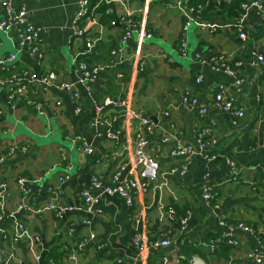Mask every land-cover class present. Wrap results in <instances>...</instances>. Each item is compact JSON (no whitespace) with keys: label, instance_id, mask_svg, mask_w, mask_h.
I'll use <instances>...</instances> for the list:
<instances>
[{"label":"crops","instance_id":"crops-1","mask_svg":"<svg viewBox=\"0 0 264 264\" xmlns=\"http://www.w3.org/2000/svg\"><path fill=\"white\" fill-rule=\"evenodd\" d=\"M175 1L151 0L145 12L143 0H91L90 13L79 23L85 33L81 38L74 32L79 0H11L14 8L26 7L29 21L44 32L43 56L38 58L19 50L16 30L0 29V59L16 55V67L11 63L0 66V81H7L0 92V158L14 147L12 154L0 161V181L9 184L7 213L23 202L28 207L15 217L6 216L1 225L4 264H49L51 260L74 264L67 247L78 242H84L79 252L83 264H165V257L166 264H254L249 252L257 246V236L236 228L233 238L239 243L234 244L225 235L228 224L237 220L264 232V68L256 64L257 54H264V13L257 9L248 12L246 41L239 36L237 20L224 21L226 25L217 30L193 22L195 28L191 31V24L186 34L188 52L183 56L180 40L185 16L168 6ZM211 2L206 0L199 18L221 22L222 18L211 12ZM103 6L113 9L111 16L103 13ZM127 12L135 22L146 19L153 37L139 43L135 32L123 42L126 26L122 16ZM6 16V10L0 8V20ZM90 38L97 40L89 50L86 43ZM214 54H225L238 76L216 71L203 62ZM141 58L146 64L143 69L139 68ZM81 60L105 68L89 81L78 69ZM49 72L56 73L60 81L73 82L79 97L30 82L31 74ZM239 78L245 81L238 82ZM21 82L27 86L25 96L12 107L8 89L11 83ZM221 89L233 97L237 108L244 109L243 116L216 108L202 114L183 102L184 93L190 92L200 104L208 105ZM28 98L43 103V116ZM106 98L113 103L104 105ZM100 105L102 110L97 109ZM129 109L152 124L154 133H145L149 150L160 163L159 178L135 193L133 206L121 196L104 195L94 214H89L81 191L89 186L91 176L97 174L109 183L119 165L136 161L135 148L144 126L140 119L125 116ZM208 126L218 139L214 157L171 154L177 142L198 145L197 133ZM49 136L60 144L40 142ZM164 137L169 140L163 142ZM62 140L70 142V147ZM85 145L94 151L87 153ZM228 160L242 169L241 174L233 173ZM183 165L187 166L185 173L171 171ZM65 173L69 178L62 184V201L78 208L60 218L53 210L44 209L50 195L40 188L57 184ZM207 174L216 187L215 204L203 196ZM21 176L38 180L32 183L30 194L19 188ZM169 208L174 210L172 214ZM37 209L43 210L35 212ZM184 218L187 221L182 224ZM16 221L40 236L41 260L33 256L27 238H12ZM137 230L150 244L143 258L133 243ZM165 238L171 240L168 246H153Z\"/></svg>","mask_w":264,"mask_h":264},{"label":"built area","instance_id":"built-area-1","mask_svg":"<svg viewBox=\"0 0 264 264\" xmlns=\"http://www.w3.org/2000/svg\"><path fill=\"white\" fill-rule=\"evenodd\" d=\"M144 1V10L148 11L151 0H143ZM216 3H225L226 5H231L235 2V0H211ZM191 0H176L175 2H169V7L178 8L183 15L185 16V24L183 26V35L180 40V49L183 56L187 55V40L186 34L191 24L194 22L198 26L204 29L217 30L219 27L226 25L224 23L225 20L214 21H202L199 18V13L204 9V5L199 4H191ZM90 5L91 0H79V12L76 18V24L74 26L75 35L83 38L85 33L84 29L79 26L80 21L85 18L90 13ZM0 8H3L7 12V16L0 20V29L1 30H16L17 38H18V48L19 50L27 51L31 56H37L38 58H42V34L44 32L43 28L40 26L34 25L29 21V12L26 7L14 8L11 4V0H0ZM241 15L236 18V25L239 31V36L242 40L246 41L249 37L248 32L246 30V18L247 14L251 9H257L258 11L264 13V0H243L241 2ZM107 12H113L112 8L107 9ZM122 20L126 24V32L123 35V42H126L128 38L132 37L136 32L138 34L139 43L143 42L145 39L152 38L153 34L148 32L146 19L141 22H135L130 15V12H127L122 16ZM227 23V22H226ZM230 24V23H229ZM96 39H87V47L90 50L93 48ZM116 54L115 51L112 52ZM199 59H202L200 54L197 55ZM256 64L260 67L264 68V54L258 53L256 57ZM16 55L12 54L8 58L0 59V66L4 67L7 64H12L13 67H16L15 64ZM202 61V60H201ZM203 62H207L212 66V68L216 71H224L230 75H237V72L234 70V67L229 62V58L225 54H214L211 55L208 59L203 60ZM241 62H237L236 65H240ZM144 58H141L139 61V68L143 69L145 67ZM104 65H89L86 61L81 60L78 63V69L82 72L84 78L86 80L92 81L98 77V75L104 70ZM26 71H23L22 74H25ZM238 76V75H237ZM202 76H199L198 81H201ZM12 82V80H10ZM244 78H239L238 82H244ZM30 82L39 83L42 86H52L60 89H64L73 93L75 97H79L80 92L75 87L73 82L60 81L58 80V76L54 72L49 73H33L30 76ZM7 84V81H0V92L3 89V86ZM27 86L21 83H11L7 100L12 107H15V102L25 96ZM184 104L199 108V111L203 114L208 111L209 108H216L221 111L230 112L235 116H243L244 109L242 107L237 108L234 104L233 97L228 95V92L225 89L219 90L213 97L212 101L207 104H200L199 98L197 96L192 95L190 92H186L183 95ZM28 103L35 106L39 116H43L45 114L43 103L39 100L28 98ZM113 103L110 98H106L104 105H109ZM122 104L126 105L125 102ZM104 108L103 105L97 106V109L102 110ZM2 110H0V114ZM1 116V115H0ZM125 116L136 117L140 119L141 124L144 126V132L139 136V141L135 148V162H126L119 165L117 170L112 175L110 182L105 183L97 174H93L91 176V182L89 186L85 187L81 191V196L84 199V210L89 214H94L96 206L100 202L102 196L104 195H118L126 199L129 206L134 205L135 193L139 190H146L147 184L153 181H157L159 178L160 172V163L155 153H151L149 150V140L145 131L148 134H153L152 124L146 118H141V114L133 109H129L128 113ZM67 138L72 141L74 144L77 142V139L72 136H67ZM168 137L163 138V142L168 141ZM196 140L198 141V145L186 142H177L175 147L171 149V154L174 156H186L190 158L194 155H200L206 159L214 157V150L218 145V139L215 135L214 129L211 126L202 128L196 135ZM23 149H26L23 146ZM14 147L10 148L9 152L0 158V161H3L6 156L12 154ZM84 150L87 153H92L94 149L85 145ZM159 150V148H158ZM155 154V155H154ZM229 165L233 169V173L235 175H239L242 172V169L237 167L233 160H228ZM187 169L186 165H183L181 168L175 167L171 171L176 172L180 171L181 173H185ZM209 174L206 176V181L204 184V192L203 196L207 201H210L213 197L214 186L210 184L208 179ZM69 178L68 174H63L58 177V183L54 185H47L44 188H40L41 190H47L50 195V200L44 209L53 210L55 214L62 218L68 212H71L78 207L73 204H68L62 201V197L65 193L62 184ZM142 180H146V183H142ZM38 180L28 178L27 176H21L18 179L19 188L25 193L30 194L32 189V183ZM143 181V182H144ZM262 183H264V176L262 178ZM10 196L9 184L5 181H0V231L2 230V223L6 216L15 217V215L22 209H27V205L23 202L19 205L17 210L12 211L10 213L6 212V200ZM31 209V208H30ZM43 209L34 210L35 212H40ZM169 213H173L174 210L172 208L168 209ZM138 221V220H137ZM187 218L182 220V224H185ZM85 223L89 224L90 220L86 219ZM234 224H228L229 231L226 233V238L229 242L234 244H238V240L233 238V231L236 228H241L245 231L255 234V229L253 225L246 223L243 220H237L233 222ZM221 224H225L224 221H221ZM261 235L257 236L258 244L257 246L249 252V257L254 261V264H264V232L260 231ZM6 235V233L4 234ZM91 238L95 237L92 233L90 235ZM12 238L14 240H18L21 238H27L29 249L32 252L33 256L37 260H41L42 255L39 251L38 244L40 243V236L32 233L24 222L16 221L15 228L13 230ZM133 243L138 249L141 258L146 255L150 244L145 237V235L136 231L133 236ZM171 243L169 238L163 239L161 242H156L153 246H168ZM84 246V242H78L72 248H69L68 258L74 264H83L80 261L79 252L82 251ZM166 257L164 258V262L166 264ZM5 258L0 249V264H4ZM49 264H55L53 260L50 261Z\"/></svg>","mask_w":264,"mask_h":264},{"label":"trees","instance_id":"trees-1","mask_svg":"<svg viewBox=\"0 0 264 264\" xmlns=\"http://www.w3.org/2000/svg\"><path fill=\"white\" fill-rule=\"evenodd\" d=\"M243 0H235V2L231 5H226L225 3H216V2H211L210 4V9L211 12L214 13L215 15H217L219 18H222L223 20L227 21V22H231L233 21V19L235 20L236 18H238L241 15L242 9H241V2ZM191 4H203L205 6L206 0H192L190 2ZM106 5V4H105ZM103 10V13L107 12V9H109L108 6H103L101 8ZM110 13L112 12H107L106 14H108L107 16L109 17ZM111 16V15H110ZM112 19V17H111ZM114 22V21H112ZM123 23L125 24V22L123 21ZM126 26V24H125ZM149 133V132H148ZM216 187H214V191L213 193H215ZM211 203L215 204V200L211 199ZM254 229H255V235L259 236L261 235L260 233V229L257 228L255 225H253Z\"/></svg>","mask_w":264,"mask_h":264},{"label":"rangeland","instance_id":"rangeland-1","mask_svg":"<svg viewBox=\"0 0 264 264\" xmlns=\"http://www.w3.org/2000/svg\"><path fill=\"white\" fill-rule=\"evenodd\" d=\"M195 28V25L194 24H192V26H191V31H193V29ZM0 34H2V32H0ZM3 36V35H2ZM136 36H138V34L136 33ZM5 38V37H4ZM192 49V48H191ZM190 49V50H191ZM41 118H44V117H41ZM27 133V132H26ZM9 135H10V132L8 133ZM28 134V133H27ZM29 136L31 137L32 135H30L29 134ZM32 137H34L36 140H37V138L35 137V136H32ZM38 141V140H37ZM40 142H44V143H42L43 145H51V144H53L54 142H59V144H60V140H56L54 137H48V138H42V139H40ZM62 143L63 144H65L67 147H70V145H71V143L70 142H68L67 140H62Z\"/></svg>","mask_w":264,"mask_h":264},{"label":"water","instance_id":"water-1","mask_svg":"<svg viewBox=\"0 0 264 264\" xmlns=\"http://www.w3.org/2000/svg\"><path fill=\"white\" fill-rule=\"evenodd\" d=\"M20 264H26V262H21Z\"/></svg>","mask_w":264,"mask_h":264}]
</instances>
